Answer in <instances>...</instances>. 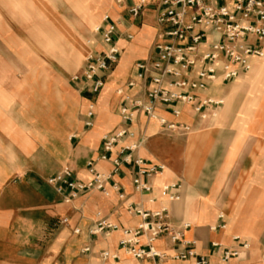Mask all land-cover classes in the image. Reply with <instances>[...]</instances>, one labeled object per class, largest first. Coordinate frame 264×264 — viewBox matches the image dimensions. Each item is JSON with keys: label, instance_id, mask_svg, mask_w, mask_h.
<instances>
[{"label": "crops", "instance_id": "crops-1", "mask_svg": "<svg viewBox=\"0 0 264 264\" xmlns=\"http://www.w3.org/2000/svg\"><path fill=\"white\" fill-rule=\"evenodd\" d=\"M135 1L117 5L116 0H0V264H102V251L117 257L108 264H139L118 246L119 231L105 237L89 234L99 218L134 229L140 218L127 210L130 204L146 211L165 208L173 223L190 224L184 240L192 244L174 245L166 237L154 243L165 256L161 264H195L200 257L208 264H220L225 249L239 252L227 264H264V90L245 96L237 82L241 76L195 92L197 101H222L215 111L218 116L210 115L206 121L191 105H177L178 117L165 107L157 109L167 122L189 126L185 135L169 133L156 121L137 115L134 139L122 145L139 143L133 156L164 167L147 179L151 195L134 191L131 166H122L106 182L107 195L92 190L65 202L64 195L46 183L63 168L87 182L89 161L99 173L112 172L111 163L98 155L103 136L120 127L117 91L136 94L126 88L134 78L135 62L151 59L159 40L157 1L150 0L133 22L126 9ZM105 14L116 24L120 56L102 90L93 95L72 77L82 74L90 51L106 50L93 33ZM35 49H46L48 61L39 62ZM53 49L81 60L68 82L61 73L52 77ZM83 52L87 54L82 60ZM62 61L65 65L66 57ZM259 62L254 61L253 67ZM68 96L75 99L76 110L63 105ZM53 102L58 103L54 128ZM90 105L92 127L85 128ZM112 183L119 185V191L112 189ZM172 183L180 184L177 202H168L160 193ZM241 242L249 249L243 250ZM85 248L90 253H83ZM188 250L193 257L174 258Z\"/></svg>", "mask_w": 264, "mask_h": 264}, {"label": "built area", "instance_id": "built-area-1", "mask_svg": "<svg viewBox=\"0 0 264 264\" xmlns=\"http://www.w3.org/2000/svg\"><path fill=\"white\" fill-rule=\"evenodd\" d=\"M124 1L116 0V4L121 5ZM156 1L159 40L153 46L154 56L135 64L134 78L128 81L126 88L137 91L136 94H127L123 89L117 91L121 98L120 127L104 135L101 141L98 158L101 161H109L112 172L110 175L99 173L94 168V162L89 161L87 168L90 179L82 182L74 178L70 169L63 168L48 178L46 183L53 187L57 194L64 195L65 202L92 190L107 195L106 182L122 166H131L134 169V191L151 195L153 189L147 179L161 173L164 167L133 156L139 143L122 145L125 140L134 139L132 125L137 115L140 113L147 120L156 121L169 133L185 135L191 130L189 126L167 122L156 114L157 109L165 107L173 116L178 117L180 111L177 105H191L200 120L214 116L222 101L211 98L197 101L195 92L206 90L209 85L218 81L232 82L248 74L254 61L264 59V0ZM149 4L150 0H136L126 9L129 18L137 22ZM93 33L99 36L106 50L90 53L82 74L72 77V82L96 95L102 90L105 78L117 64L120 50L115 40L118 33L116 24L107 14L102 16ZM126 38L130 40L131 36ZM93 117L94 110L90 105L85 114V128L92 127ZM117 147L119 149L112 157ZM111 187L119 191L118 184L112 183ZM179 189L180 184L172 183L164 185L160 193L168 202H177L180 199ZM119 198H123V193ZM127 210L140 218L134 229L119 227L99 218L89 234L105 237L119 231L121 237L118 246L138 260L139 264H142V261L147 264H161L165 256L154 247V243L161 237H166L174 245L192 244L184 240V233L190 228V224L173 223L165 208L146 211L130 204ZM61 223L66 224L67 219H63ZM73 233L79 234V230L74 229ZM233 240L240 242L239 237H234ZM213 247L220 249L216 244ZM240 247L243 250L249 249L246 242H241ZM83 253H90V249L85 248ZM193 255V251L188 250L174 258L185 260ZM238 257V251L225 249L221 253L220 264H227L230 259ZM99 259L102 264H108L109 260H115L117 257L113 253L102 251ZM195 264H208V261L200 257Z\"/></svg>", "mask_w": 264, "mask_h": 264}, {"label": "rangeland", "instance_id": "rangeland-1", "mask_svg": "<svg viewBox=\"0 0 264 264\" xmlns=\"http://www.w3.org/2000/svg\"><path fill=\"white\" fill-rule=\"evenodd\" d=\"M53 50H54L53 58H52V62H53L52 66L54 67L53 71H52L53 72V75H52L53 79L56 78V76L59 77V74L61 73L62 76H60V77L62 78V80L64 78H66L67 82L70 81L69 78L72 77L74 75V73L78 72V70L80 69L81 60H79V58L78 59L74 58L70 54L67 55V54L63 53L61 50L59 52V49H53ZM34 51H35V56L39 62L48 61V59H49L48 54L49 53H46L47 52L46 49H35ZM92 51H90V52L93 53ZM54 53H56V54L54 55ZM83 53H84V55L81 54V56H79L82 58V60H83V58L84 59L86 58V54H87V53L85 54V52H83ZM64 57H66V59H67V62L65 65L62 64L63 63L62 59ZM137 62H138V60L135 62V64ZM259 63H260L259 65H257V66L255 65L253 67V69L248 74L242 75L237 81V82H239V84L241 86H243L242 89H243V93L245 94V96L251 95L253 92L257 93V92H262L264 90V59L262 61H260ZM40 76L43 77L44 76L43 73H41ZM240 89L241 88L231 90V91H229V93L235 94ZM224 103L226 104L225 101H224ZM52 105H53L52 106V109H53L52 125L54 128L55 122L58 120L57 119L58 117H55V110L58 109V103L53 102ZM63 105H67L68 110H71V109L76 110V106H78V105H76L75 99L74 98L72 99L71 96L66 97V101L63 102ZM217 114L218 113H214V116L215 115L218 116ZM209 117L210 116H207L205 121L207 119H211ZM53 136H54V134H53ZM54 152L55 151L53 150V153Z\"/></svg>", "mask_w": 264, "mask_h": 264}]
</instances>
